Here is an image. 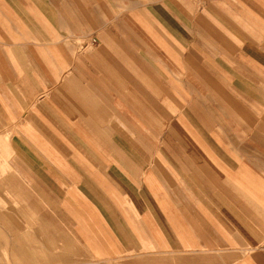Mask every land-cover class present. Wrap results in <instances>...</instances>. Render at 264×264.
Listing matches in <instances>:
<instances>
[{"label": "crops", "instance_id": "obj_1", "mask_svg": "<svg viewBox=\"0 0 264 264\" xmlns=\"http://www.w3.org/2000/svg\"><path fill=\"white\" fill-rule=\"evenodd\" d=\"M5 74L45 87L22 92L30 164L66 167L44 190L61 264H264V0H0Z\"/></svg>", "mask_w": 264, "mask_h": 264}, {"label": "rangeland", "instance_id": "obj_2", "mask_svg": "<svg viewBox=\"0 0 264 264\" xmlns=\"http://www.w3.org/2000/svg\"><path fill=\"white\" fill-rule=\"evenodd\" d=\"M91 24V22L90 25L86 23V26H91ZM102 26L112 30H124L131 27L136 35H141V30H143L141 22L114 21L102 23ZM26 40L31 41L37 51H44L47 41L45 38ZM53 41L59 45L77 48L82 46L87 39L54 38ZM102 41H104L102 38L89 39L86 45L96 46ZM133 42L134 45H140L147 42V39L133 38ZM32 68H35L36 72L35 64ZM11 81L14 79L11 78ZM11 81L5 74V85L0 86V133L2 134L0 141V264H61L62 247L58 244L60 240L55 241L54 239V236L59 237L60 235L59 224L52 222L51 219L46 220L48 215L51 218V213L46 205L44 190L48 189L46 185L50 188L52 184L45 181L46 175L47 179H50L51 174L63 172L66 167L30 164L39 161L36 154L41 155L36 147L30 148V139L38 135V138L42 136L41 140L44 141V128L39 122L37 130L34 129V125L33 128L30 126L28 111L32 104H36L34 110L43 109L44 103H38L37 100V103L35 101L28 105L27 101L23 100L25 92H22L24 89L27 93L33 92L35 88L36 92L41 94L45 87L26 86L20 91L12 85ZM10 147L16 149L14 154L11 153ZM54 154H57L56 151ZM41 161H45L42 155ZM56 161L61 162L60 158ZM12 181L16 185L13 188L11 187ZM47 231L50 233L49 236H46ZM195 264H205L204 258L198 256Z\"/></svg>", "mask_w": 264, "mask_h": 264}]
</instances>
